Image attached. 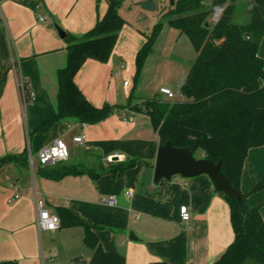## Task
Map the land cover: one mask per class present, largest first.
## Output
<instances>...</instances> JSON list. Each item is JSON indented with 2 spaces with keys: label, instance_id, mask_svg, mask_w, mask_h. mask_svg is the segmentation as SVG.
<instances>
[{
  "label": "crops",
  "instance_id": "crops-1",
  "mask_svg": "<svg viewBox=\"0 0 264 264\" xmlns=\"http://www.w3.org/2000/svg\"><path fill=\"white\" fill-rule=\"evenodd\" d=\"M246 1L236 2L239 15ZM34 6L43 20H38ZM107 7L108 0L1 2L5 24L0 21V158L21 155L24 162L0 170V262L67 264L71 259L76 264L82 256L83 226L38 230L35 200L42 199L53 213L69 208L98 226L101 247L123 254L125 264H212L234 238L228 202L205 174L155 184L158 135L145 112L124 107L132 93L127 96L129 84L124 80L123 88L119 77L135 72L136 54L148 34L124 19L109 59H87L74 77L93 106H117L108 117L94 124L61 119L38 129L56 113V75L66 65V35L86 34ZM258 55L264 58V37ZM18 74L34 93L25 112L16 86ZM126 96L127 102L121 104ZM144 99L136 97L131 103ZM82 132L84 142L75 143L73 137ZM55 139L63 140L69 151L61 165L81 173L52 179L39 165L36 170L29 167L28 154L36 155ZM262 178L264 145L248 150L239 185L245 205L258 206L264 220V186L250 192ZM110 196L116 198L114 206L106 203ZM182 205L189 212L185 222L179 218Z\"/></svg>",
  "mask_w": 264,
  "mask_h": 264
},
{
  "label": "trees",
  "instance_id": "trees-1",
  "mask_svg": "<svg viewBox=\"0 0 264 264\" xmlns=\"http://www.w3.org/2000/svg\"><path fill=\"white\" fill-rule=\"evenodd\" d=\"M238 0H176L177 16L170 25L185 33L196 51V59L180 86L181 100L163 99L158 94L124 107L145 112L156 131L160 144L170 141L175 147H188L198 157L217 162L230 185L238 190L242 166L248 150L264 145V58L258 55L264 37V0H247L240 8L244 21L236 22ZM122 0H108L105 14L86 34L66 35V65L57 70L56 113L38 129L44 130L55 121L74 118L80 123L94 124L104 120L117 107L104 103L93 106L77 87L74 77L87 59L106 62L125 24L119 14ZM215 7H220L218 19L210 24ZM160 29L156 24L135 57V78ZM1 91V88H0ZM23 163L20 156L0 158V170L11 163ZM44 175L61 179L81 173L73 166H39ZM126 168V167H125ZM165 182L161 180L158 184ZM264 178L250 192L263 188ZM229 204L233 241L212 264H245L252 260L264 264V220L259 207L249 208L220 192ZM244 197V195H243ZM59 227L81 225L83 242L92 250L87 264H125L123 254L105 251L96 230L98 226L69 208H60ZM79 261V258L76 259ZM0 264H15L0 262ZM149 264H171L153 261Z\"/></svg>",
  "mask_w": 264,
  "mask_h": 264
},
{
  "label": "rangeland",
  "instance_id": "rangeland-1",
  "mask_svg": "<svg viewBox=\"0 0 264 264\" xmlns=\"http://www.w3.org/2000/svg\"><path fill=\"white\" fill-rule=\"evenodd\" d=\"M141 1L143 0H122L118 10L119 14L131 27L137 28L148 35L158 23H160V29L154 39L152 51L144 59L138 77L135 78V72L132 76L119 77L120 84L123 87V81H127L129 84L126 87L127 96L132 93V100H135L136 97L150 98L156 94L160 95V86H166L173 92L174 97L167 100H181L183 96L179 91L180 86L184 82L191 64L196 59V51L188 36L185 33H179L168 22L169 19L177 16L174 11H171L175 6L170 4V0H153L154 8L152 10L143 9L140 6ZM214 17L215 13L213 12L210 17V24H213L211 19H214ZM235 21H242L239 12L235 16ZM127 96L121 104L127 102ZM194 155L198 157L199 151H196ZM32 156L31 169L36 170L38 165L37 156ZM26 160L29 165L28 158ZM91 251L85 246L82 256L75 263L87 264L85 260L91 257ZM67 264H73L72 260L70 259ZM245 264L256 263L248 260Z\"/></svg>",
  "mask_w": 264,
  "mask_h": 264
},
{
  "label": "water",
  "instance_id": "water-1",
  "mask_svg": "<svg viewBox=\"0 0 264 264\" xmlns=\"http://www.w3.org/2000/svg\"><path fill=\"white\" fill-rule=\"evenodd\" d=\"M175 0H170L173 5ZM140 6L146 10L154 8L153 0H143ZM215 22L220 13V7L215 8ZM62 34V33H61ZM222 160L213 162L205 157H196L188 147H175L170 141L160 144L157 149L153 167V182L158 184L161 180L170 181L173 177H195L202 174L208 176L216 191L236 199L241 205L244 197L240 190L232 187L227 177L222 173Z\"/></svg>",
  "mask_w": 264,
  "mask_h": 264
},
{
  "label": "built area",
  "instance_id": "built-area-1",
  "mask_svg": "<svg viewBox=\"0 0 264 264\" xmlns=\"http://www.w3.org/2000/svg\"><path fill=\"white\" fill-rule=\"evenodd\" d=\"M2 1L4 0H0V21L3 24H5V20H4L2 11H1ZM36 7L37 6H34L36 16L38 20L41 21L43 20V17L40 13L36 11ZM215 8H214V11H215ZM220 11H221V8H220ZM124 84H127V82H125ZM16 86H17L22 110L23 112H25L27 107L34 100V93L31 90H29L28 80L24 78L21 74H18L16 77ZM159 94L161 97L162 96L165 97V98L162 97L163 99H169V98L174 97L173 92L167 87H160ZM84 140H85V135L83 132L73 137V141L75 143L82 144ZM68 155H69L68 147L65 144V142L61 139H55L52 143L41 147L37 151V154H36L38 165L42 167L52 166L58 162H62L68 158ZM32 159H33V156L31 154H28V162H29L30 168H32ZM108 160H110V156L108 157ZM14 197L15 198L19 197L17 188L14 189ZM106 203L110 206H114L116 204L115 196H110L109 198H107ZM35 210H36L35 225L39 231L41 230L54 231L57 228H59L60 226L59 216L56 213L49 211L45 207V202L42 199L35 200ZM179 218L181 221H184V222L188 221L189 219V212L185 205H182L179 207Z\"/></svg>",
  "mask_w": 264,
  "mask_h": 264
}]
</instances>
